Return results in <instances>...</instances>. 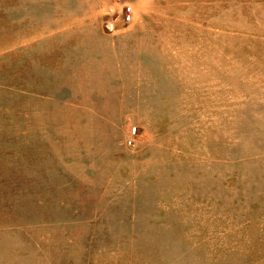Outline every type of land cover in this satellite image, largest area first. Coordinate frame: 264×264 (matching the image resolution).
Returning a JSON list of instances; mask_svg holds the SVG:
<instances>
[{"label": "rangeland", "instance_id": "1", "mask_svg": "<svg viewBox=\"0 0 264 264\" xmlns=\"http://www.w3.org/2000/svg\"><path fill=\"white\" fill-rule=\"evenodd\" d=\"M0 264H264V0H0Z\"/></svg>", "mask_w": 264, "mask_h": 264}, {"label": "built area", "instance_id": "2", "mask_svg": "<svg viewBox=\"0 0 264 264\" xmlns=\"http://www.w3.org/2000/svg\"><path fill=\"white\" fill-rule=\"evenodd\" d=\"M120 18H121V20L123 22H129V21H131V19H132V8H131L130 5H125L124 6V8L122 10V17H120ZM106 26L108 28H112L113 27L112 21L108 20L106 22Z\"/></svg>", "mask_w": 264, "mask_h": 264}]
</instances>
